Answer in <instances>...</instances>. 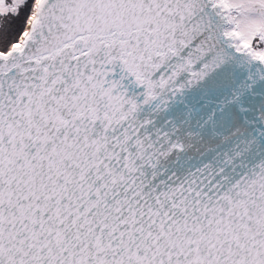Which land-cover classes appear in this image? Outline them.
Here are the masks:
<instances>
[{
    "label": "water",
    "instance_id": "1",
    "mask_svg": "<svg viewBox=\"0 0 264 264\" xmlns=\"http://www.w3.org/2000/svg\"><path fill=\"white\" fill-rule=\"evenodd\" d=\"M0 52V264H264V57L222 0H35Z\"/></svg>",
    "mask_w": 264,
    "mask_h": 264
},
{
    "label": "rangeland",
    "instance_id": "2",
    "mask_svg": "<svg viewBox=\"0 0 264 264\" xmlns=\"http://www.w3.org/2000/svg\"><path fill=\"white\" fill-rule=\"evenodd\" d=\"M223 1L230 6L235 21L229 29L244 35L242 41L264 54V0ZM35 5V0H0V52L21 43L28 20L36 13Z\"/></svg>",
    "mask_w": 264,
    "mask_h": 264
},
{
    "label": "bare ground",
    "instance_id": "3",
    "mask_svg": "<svg viewBox=\"0 0 264 264\" xmlns=\"http://www.w3.org/2000/svg\"><path fill=\"white\" fill-rule=\"evenodd\" d=\"M234 23H235V21H234ZM242 39L244 40L245 38H244V35H242Z\"/></svg>",
    "mask_w": 264,
    "mask_h": 264
}]
</instances>
